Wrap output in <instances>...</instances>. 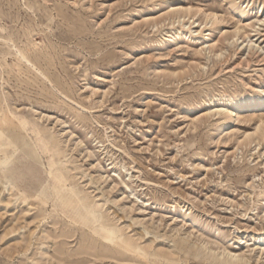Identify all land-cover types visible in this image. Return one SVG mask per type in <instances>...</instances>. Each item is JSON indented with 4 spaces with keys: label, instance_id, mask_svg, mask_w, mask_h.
<instances>
[{
    "label": "rangeland",
    "instance_id": "obj_1",
    "mask_svg": "<svg viewBox=\"0 0 264 264\" xmlns=\"http://www.w3.org/2000/svg\"><path fill=\"white\" fill-rule=\"evenodd\" d=\"M0 264H264V0H0Z\"/></svg>",
    "mask_w": 264,
    "mask_h": 264
},
{
    "label": "bare ground",
    "instance_id": "obj_2",
    "mask_svg": "<svg viewBox=\"0 0 264 264\" xmlns=\"http://www.w3.org/2000/svg\"><path fill=\"white\" fill-rule=\"evenodd\" d=\"M213 17H214V18H217L216 15H213ZM51 189H52V188H51ZM94 223H95V221H94ZM86 225H89V226H90V224H89L88 222H87ZM82 226H83V225H82ZM105 233H107L108 235H107V237H106V235H103L104 238L111 239V240H116V239H118V236H117L116 232L114 231V229L106 230ZM231 257L237 259L239 256H238V255H232V254H231ZM225 260H226V259H225Z\"/></svg>",
    "mask_w": 264,
    "mask_h": 264
}]
</instances>
